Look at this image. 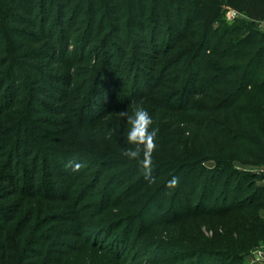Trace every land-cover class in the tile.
<instances>
[{
	"label": "trees",
	"instance_id": "1",
	"mask_svg": "<svg viewBox=\"0 0 264 264\" xmlns=\"http://www.w3.org/2000/svg\"><path fill=\"white\" fill-rule=\"evenodd\" d=\"M122 1L0 0V136L8 137L2 143L3 150L9 152L5 175L0 178V200L15 201L20 190L27 191L32 199L40 196L45 203H67L68 197L38 195V189L47 186L54 191L57 174L64 173L59 168L69 161L82 164L79 171L89 168L79 160L81 157L95 164L102 162L106 170L123 167V173L129 172L123 182L130 183L131 189L121 192V201L109 194L103 205L102 212L107 210L109 216L111 211L127 214L134 206L130 201L143 197L146 191L153 190L149 198L163 202L176 187L168 186L161 196H155L161 188L154 189L163 179L169 182L178 177L182 185L174 190L175 210L180 209L177 204L182 192L191 203L198 189L192 186L195 181L204 180L202 200H213L223 181L219 209L197 213L218 220L215 230H222L221 234L215 232V238L206 245L209 251L200 253L235 264L248 257L252 249L264 247V185L255 186L254 177L234 170V163L264 164V32L257 29V23L264 21V0H130L129 17ZM137 2L151 5L154 24L146 23L147 8L138 7ZM159 2L168 8L164 6L162 11ZM175 2L179 5L176 18L171 11ZM223 5L244 19L218 33L214 23ZM163 12L172 21L169 27L163 22ZM226 37L229 45L225 47L222 39ZM99 62L114 75L112 81L119 88L115 95L118 109L148 107L151 128L158 130L150 179L145 178L142 155L129 159L121 154L133 147L127 143L128 123L119 128L115 138L108 137L106 145L94 137L84 142L80 136L71 145V152L76 151L69 152L71 155H58L48 147L46 153L34 152L31 141L37 129L28 131L25 125L33 126L38 121L32 107H40L42 90L49 85L55 86L52 90L57 116L66 115L80 122L78 109L85 102L94 114L111 109L112 101L107 103L104 98L109 81L105 73L99 76L92 93L90 89V99L87 94L80 97L92 87L86 82L89 72L83 74L81 70ZM77 77L83 78L82 84L74 82ZM179 126L183 127L182 140L175 131ZM77 133L81 134L82 129ZM84 145L88 148H82ZM92 146H99L103 152L88 155ZM60 156H64L65 163ZM115 177L124 178L120 173ZM188 181L191 188H187ZM232 184L233 193L243 195L228 208L225 199ZM20 206L13 202L0 226V264H11L14 249L8 247L3 232ZM46 212L40 211L38 218H45ZM75 215L77 219L83 217L80 212ZM190 215L182 218L196 216ZM34 221L35 213L31 211L21 233L29 232L28 226ZM46 224L45 220L38 233L43 234L46 228L50 235L34 245V252L25 257L23 264L41 262L46 254L47 258L54 256L53 245H49L54 232ZM107 230L91 236V244L84 240L89 251L95 246L100 251L88 258L90 264H98L101 254L118 264L127 251L124 239H112L105 246L113 228ZM103 232L108 234L106 239ZM87 262L80 259L73 264Z\"/></svg>",
	"mask_w": 264,
	"mask_h": 264
},
{
	"label": "rangeland",
	"instance_id": "2",
	"mask_svg": "<svg viewBox=\"0 0 264 264\" xmlns=\"http://www.w3.org/2000/svg\"><path fill=\"white\" fill-rule=\"evenodd\" d=\"M122 3L126 16H131L129 12L131 1L123 0ZM146 4L145 2L142 4L139 2L136 3L138 7L142 5L147 8L146 23L152 25L155 22V20L152 19V8L151 5L147 6ZM175 4L176 6L171 10L174 18L177 17V6H179L176 2ZM158 5L162 11H165V5L162 4V2H159ZM169 5L171 4L169 3ZM165 7L168 8L167 6ZM227 9L231 8L223 5L219 18L214 23V27H219L217 30L218 33H221L224 27H231L237 22H243L244 18L242 17L230 20L227 16ZM162 17L166 26L169 27L172 25V21L166 15V12H163ZM183 22H185V18ZM227 41L228 37L223 38L222 45L225 47L229 45ZM161 44L163 45V43ZM99 63L98 65L92 63L91 65L83 67L84 69L80 68L83 74L89 72V74L87 73L86 82H91L90 85L92 86L87 90V93L83 92L80 97L82 98L86 96L84 94H87V97H89L88 99H90L92 90L98 83L99 76L101 73H105L109 81L104 98L107 103L112 101L111 109L108 111L106 110V113L103 111L104 113L102 112V114H94L96 112L89 107L88 102H85L81 103L78 109L79 114H82L81 116L79 115L80 122L74 121L66 115L57 116L54 114L57 108L54 103L57 99L52 90L55 86L49 85V87L42 90L43 97L40 98V107H32V110L35 111L33 117L38 121L34 123L33 126L32 123L25 125L28 131L37 129L36 133L32 135L33 140L31 141L35 153H46V147H48V149L58 153V155H71V153L76 152H71V145H73L75 140L80 136L85 138L84 142H88L90 137H94L99 139L100 143L106 145L108 137L112 139L115 138L119 128L124 124L127 125V122L124 121V119L127 118L119 115L122 109H118L119 104L115 97V95L119 93V88L112 81L114 75H111L112 73H109L101 62ZM82 81L83 78L77 77L74 82L82 84ZM90 89L91 93H89ZM26 92H28L30 97L29 90ZM143 108L148 111L147 106ZM124 111H127L128 115H131L134 109ZM12 117L13 116L8 119ZM2 126L0 127L1 130L3 128ZM80 129H82V133L78 134L77 130ZM182 129L183 127L179 126L175 130L177 136L181 140ZM3 140H8V137L3 135L0 136V178L2 175H5V164L9 157V152L5 149L3 150ZM184 141L186 140L184 139ZM85 147L88 148V146L85 145L82 148L85 149ZM102 152L103 149L99 148V146H92L90 150H87L88 155ZM82 155L86 154L82 153ZM60 157L61 161L65 163L66 159L62 158L64 156ZM85 158L81 157L79 160L89 167L87 168L88 170L85 168V170H81L77 173L73 172L71 169H66L63 165L59 169L64 171V173L57 174L56 182L58 185L54 191L47 186H45V188L39 187L38 189V195L44 196L49 194L68 197V202L65 204L59 202L53 204L45 203V200L40 198V196L32 199L27 195V191L22 193L18 189L19 197L15 201L17 204L21 205V208L13 218V221L3 232L8 247L11 248V250L12 248L14 249L13 255L10 256L11 264H23L25 257L32 251L34 252V250H32L34 245L41 242L45 235H50L46 231V228L42 232L43 234H40L41 232L38 233L45 220L47 229H51V231L54 232L53 240L51 244H49L53 245L51 247V254L53 253L54 256L47 258L46 254L44 260L42 259V261L38 263L37 261L30 262L31 264H73L74 261L80 259L87 262L92 254L97 255L100 251L97 248L98 246H95L92 252L89 251V245H85V243L91 244V240H88L91 236H94L99 230L104 231L108 228H113V230L111 232V239L108 238L105 246L112 239H124L127 242L128 249L121 256V260H119L118 264H228L225 258L200 253L202 251H209L206 245L215 238V232L218 234L222 233L221 229H218V231L215 230L218 220L198 214L209 213L219 209L218 207H220V204L217 203L220 202L218 197L223 189V181L216 188L215 195L212 198L213 200H202L201 195L205 188L204 180L200 182L195 181L192 186H197L198 189L192 196L191 203L188 202L185 198V193L182 192L177 204L180 209L175 210L174 207L176 202L174 190L177 191L182 187L179 182L173 192H171L163 202L155 200L154 198H149L153 190L146 191L143 197L137 196L130 201L134 206L127 214H120L119 211H111V216H109V214H105L107 210L102 212L103 205H105V203L107 204L106 199L109 197V194L112 193L113 200L119 199V201H121V199H123L121 192L131 189L130 183L123 182L128 178L129 172L125 171L123 173L122 171L125 170L123 167H119L117 170H106L102 162L95 164ZM53 161H55V159H53ZM234 170L242 175L254 177L255 186L264 185V164L254 166L251 164L234 163ZM197 171L198 170H196V172ZM119 173L123 174V180L119 177H115V175ZM113 178L114 180L109 183ZM120 183L124 184L121 185L120 188H116ZM190 186L191 184L188 181L187 188H191ZM166 187H168V182L164 179L160 180L154 190H158L159 188H161V190L157 191L158 194L155 196H161L167 189ZM233 187L234 184L229 187L226 194L227 199H225V207L228 208L235 205L236 201L240 200L243 195L238 196L234 194L232 190ZM1 189L2 186L0 185V190ZM0 197H2L1 192ZM15 201L0 200V226L4 222V218H7L9 214L8 207ZM201 203L203 204L201 205ZM187 204H189V206H186ZM180 206L187 207L188 209L181 208ZM43 209H47L45 218H38V213ZM31 211L35 213L34 225L28 226L29 232L21 233L23 228L22 225H24L25 220L30 216ZM78 212H80V215H83L82 218H76L75 213ZM187 214H196V216L194 218H182V216ZM179 217L181 219L175 222V219ZM103 233L104 236L102 237L106 239L108 234L105 232ZM77 235L79 238L75 237ZM20 240H22V242H20ZM259 250L264 251V247H256L250 251V254ZM199 256L201 258H199ZM98 257V264H113L111 263V258L104 256V254H101V256L98 255ZM246 260L247 256L245 259L235 264H246ZM27 264H29V262ZM87 264H90V261H88Z\"/></svg>",
	"mask_w": 264,
	"mask_h": 264
},
{
	"label": "clouds",
	"instance_id": "3",
	"mask_svg": "<svg viewBox=\"0 0 264 264\" xmlns=\"http://www.w3.org/2000/svg\"><path fill=\"white\" fill-rule=\"evenodd\" d=\"M119 115L127 118V123L130 126L127 132V143L133 146L122 150L121 154L129 159H139L142 155L143 159L140 160V163L144 169L145 178H152V153L156 149L155 138L158 131L151 128L153 124L152 117L146 109L139 105L134 106L131 115H128L127 111H121ZM82 166V164L74 161H69L64 165L66 169H71L73 172H78ZM178 184V177H173L168 182L169 187H175Z\"/></svg>",
	"mask_w": 264,
	"mask_h": 264
},
{
	"label": "built area",
	"instance_id": "4",
	"mask_svg": "<svg viewBox=\"0 0 264 264\" xmlns=\"http://www.w3.org/2000/svg\"><path fill=\"white\" fill-rule=\"evenodd\" d=\"M227 16L229 17L230 20L242 17L239 13H237L235 10L232 9H227ZM257 29L260 32H264V21L257 23ZM247 263L246 264H264V251L259 250L252 252L248 257H247Z\"/></svg>",
	"mask_w": 264,
	"mask_h": 264
}]
</instances>
